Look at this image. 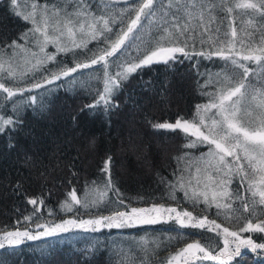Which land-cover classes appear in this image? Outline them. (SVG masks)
Returning <instances> with one entry per match:
<instances>
[{"label": "trees", "instance_id": "1", "mask_svg": "<svg viewBox=\"0 0 264 264\" xmlns=\"http://www.w3.org/2000/svg\"><path fill=\"white\" fill-rule=\"evenodd\" d=\"M34 2L51 5L64 0H17L16 5L12 0H0V51L6 49L4 59L12 57V68L18 74L27 70L21 79H11L7 76L9 66L4 64L0 82L7 87L30 88L50 77L58 66L74 67L76 63L86 61L89 55L87 49L80 48L57 52L56 46L49 44L46 52L54 55L55 60L33 70L31 64L24 62L23 53L7 48L14 40L24 44L19 37L32 25L22 16ZM90 2L98 13L103 8L105 13L118 16L121 9L129 8L135 0H128V3L124 0ZM232 2L204 0L206 4L216 5L211 13L215 20L210 24L211 34L219 38L215 47L206 39L202 42L199 35L202 29L197 28L196 38L188 41L186 51L189 56L178 52L168 63L157 62L138 69L113 93L111 100L115 107H87L95 104L103 92L104 69L101 65L80 69L70 77H61L52 84H45L44 88L24 91L11 99H5L7 94L0 91V116L15 122L0 132V240L10 231L39 235L47 228L69 220L79 225L83 221L111 216L116 211L154 205L190 211L201 219L207 217L221 225V229L209 231L211 224L204 228L181 227L175 214L171 219L165 214L155 224L102 226L97 230H92L95 226L87 229L69 226L67 231L41 235L35 240L25 239L18 245L5 242L0 248V264H165L168 258L193 242L208 247L213 255H217L224 248V227L237 231L241 239L264 243V232H240L248 220L253 223L264 221V205L258 203L259 197H252L248 181L241 180L239 175L229 178L231 182L227 188L232 198L217 199L222 204H230V208L217 209L215 204L203 203L202 198L193 202L182 189H173L171 185L177 184L181 175L195 174V166L206 156L209 146L197 143L196 147H186L196 138L181 130L153 127L156 123H174L181 118L198 120V106L212 101V94L219 90L218 81L233 66L215 54L208 58L194 53H215L216 47H223L220 42L231 39L226 35L230 33V24L237 29V52L241 50L239 41L249 39L245 37V31L252 34L250 42L253 46L260 44L264 37V18L250 10L247 14L241 10L229 14L223 8L224 4L231 6ZM156 19H159V12ZM208 19L205 13L206 23ZM144 24L147 28L148 22L144 21ZM120 26L114 24L113 31ZM76 39H80L79 34ZM149 40L151 36L142 31V40L126 44L110 58L108 73L115 76L123 70L120 67L123 62H136L141 58L150 47ZM102 41L103 37L90 40L87 47L93 50L106 47ZM27 46L33 52H39L34 44ZM234 58L239 59L238 56ZM27 59L35 63L37 58L29 56ZM240 62L252 70L248 81L259 87L264 81L260 66L251 61ZM32 96L36 97V103L29 99ZM215 112L212 109L208 115ZM109 157L111 163L105 172ZM228 159L231 161L230 157ZM212 174L216 175L215 172ZM109 179L114 188L101 202L93 203L97 193L105 190ZM73 190L82 202L87 194V207L74 204L71 211L63 207L66 201L71 203ZM32 199L37 200V205L29 203ZM245 203L249 205L247 211L243 208ZM227 239L229 247L234 248V238ZM195 264L219 262L204 259ZM229 264H264V248L254 251L250 246L242 245L240 254Z\"/></svg>", "mask_w": 264, "mask_h": 264}, {"label": "snow or ice", "instance_id": "2", "mask_svg": "<svg viewBox=\"0 0 264 264\" xmlns=\"http://www.w3.org/2000/svg\"><path fill=\"white\" fill-rule=\"evenodd\" d=\"M100 0H98V3ZM128 3V0H124ZM13 5L17 0H12ZM216 7L214 3L206 4L204 0H135L127 9H121L118 16L105 13L103 8L98 13L90 0H64L62 3L38 4L32 3L22 18L30 23L32 27L21 34L20 40L11 41L7 48L18 50L23 53L25 63L31 64L33 70L49 61H54L55 56L48 54L46 48L49 44L56 46L57 52H71L76 48L87 49L88 58L75 64L74 67H59L57 71H52L50 77H45L43 82H36L30 88H12L7 87L5 83L0 82V91L7 94L5 99H11L21 95L24 91L44 88L45 84H52L60 80L61 77H70L80 69H88L95 65H101L104 69V88L95 104L87 105L89 108H96L98 105L104 107H115L111 97L120 83L126 80L131 74L145 66L153 63H168L174 59L176 53L189 56L186 51L188 41L196 38L197 28L202 29L199 33L202 42L206 39L216 46L215 42L219 39L211 34L210 24L215 20L211 15ZM227 13L231 14L235 10H241L247 14L259 13L264 18V0H233L231 6L224 4ZM159 12V19L157 14ZM131 13V15H129ZM205 13L209 19L205 22ZM19 15V13H17ZM144 21L148 22L145 27ZM193 21L197 23L194 24ZM119 23L121 26L114 32L113 25ZM251 25L252 21L249 20ZM231 39L221 41L224 46L216 47L215 53L200 51L195 55L207 56L211 58L213 54L221 57L225 61H230L232 69L226 71L222 79L218 81L219 90L212 94V101L208 104L198 106L197 121H188L177 119L174 123H156L153 127L167 130H181L183 133L196 139L186 145V147H196L197 143L207 144L209 150L206 156L201 157L195 166V174L191 173L186 177L181 175L177 184L171 185L175 189L179 187L184 191V195L196 202L202 198L203 203L215 204L217 209L230 208V204H222L218 197H231L227 188L230 183V177L239 175L241 180L248 181V187L253 198L259 197L258 203L264 205V81L253 84L248 81L252 74L249 66L240 61H251L260 66L264 72V37H261L260 44L253 46L250 42L251 33L245 31V37L239 41L241 50L237 48V29L233 24L229 25ZM154 29V31H153ZM142 31L151 36L148 41L150 47L145 54L136 62H123L120 67L122 71L116 72L115 76L108 73L110 67V58L116 56L126 44L135 43L142 40ZM218 32V29H217ZM79 34L80 39L76 37ZM207 34V35H206ZM103 37V43L106 47L96 50L88 49L90 40H99ZM67 38V39H64ZM34 44L39 52H33L27 45ZM183 45V46H181ZM16 53H13L15 55ZM6 49L0 51V73L4 71V64H8V78L21 79L27 74V70L17 73L11 65L12 57L5 60ZM36 57L35 63L27 57ZM238 56L239 59L234 57ZM234 69H239L236 72ZM32 103H36V97L29 98ZM215 109L216 112L209 116L208 113ZM255 112V115H254ZM218 117V119L216 118ZM210 121V122H209ZM12 119H5L0 116V132H3L7 126L13 125ZM231 158L229 161L228 158ZM111 158L105 162L104 171H108V165ZM215 172L214 176L212 173ZM114 185L109 179L105 185V190L98 192L96 200L93 203H99L107 196L108 191L112 190ZM96 191V190H94ZM118 192V189H117ZM71 203L65 202L63 207L71 211L73 205L88 206L87 194L85 201L82 202L76 192L70 193ZM175 199V195L172 197ZM123 203V201H120ZM257 201H254V203ZM32 205H37V200L29 201ZM43 204V201H40ZM245 211L249 205H243ZM167 218H173L181 227L204 228L206 224L212 227L208 230L221 229V225L215 221H209L207 217H194L190 211H177L176 208H165L163 205L150 208L133 207L130 211H116L113 215L100 217L96 220L83 221L79 225L75 221L69 220L65 224H58L55 227L47 228L44 233L33 235L28 231H10L0 240V248L9 245H18L25 239H40L41 235H53L57 231H67L69 226L88 228L95 226L92 230L99 227H125L136 224H155L158 223L164 215ZM225 235L224 248L213 255L208 247L202 246L198 242L188 243L186 247L180 249L175 255L168 258L165 264H195L198 260H213L219 264H229L234 256L240 254L242 245L250 246L254 251L257 248H264V243L255 244L251 239H241L237 231H230L227 227L222 229ZM240 232H264V221L253 223L248 220ZM227 237H233L235 247H229Z\"/></svg>", "mask_w": 264, "mask_h": 264}]
</instances>
